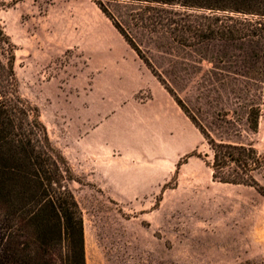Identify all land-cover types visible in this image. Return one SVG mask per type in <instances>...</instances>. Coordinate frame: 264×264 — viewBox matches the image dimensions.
<instances>
[{
  "label": "rangeland",
  "instance_id": "374dc122",
  "mask_svg": "<svg viewBox=\"0 0 264 264\" xmlns=\"http://www.w3.org/2000/svg\"><path fill=\"white\" fill-rule=\"evenodd\" d=\"M95 1L0 0V61L6 64L13 52L18 95L37 110L51 145L68 163L79 139L104 120L106 135L124 133L109 117L119 99L149 97L137 93L142 75L130 55L155 76L113 24L211 138L251 145L264 156V47L197 44L195 32L181 46L174 34L138 24L142 6L111 0L105 14ZM193 26L201 28L198 20ZM115 37L130 55L119 51ZM253 109L259 110L254 130ZM196 152L202 159L181 176L173 170L162 190L136 192L122 202L80 175L99 173L93 161L74 164L79 176L71 168L70 187L82 213L85 264H264V169L253 173L258 187L223 184L212 180L204 139ZM125 162L152 167L156 160Z\"/></svg>",
  "mask_w": 264,
  "mask_h": 264
},
{
  "label": "trees",
  "instance_id": "16d2710c",
  "mask_svg": "<svg viewBox=\"0 0 264 264\" xmlns=\"http://www.w3.org/2000/svg\"><path fill=\"white\" fill-rule=\"evenodd\" d=\"M108 1H95L105 14ZM114 1L142 6L138 24L152 32L174 34L173 41L181 46L186 45L187 35L195 32L197 44L241 43L258 51L264 47V0ZM149 10L157 16L145 17ZM197 20L200 29L193 26ZM113 25L171 95L138 48L118 25ZM258 51H251L254 61ZM9 54L6 64L0 61V264H85L82 213L70 187L74 181L71 167L51 145L37 110L18 95L14 55L12 51ZM174 101L188 117L182 105ZM250 113L254 130L259 110ZM188 118L211 151L207 166L213 181L258 187L253 173L264 169V156L251 145L216 142ZM190 157L202 159L194 150L180 163Z\"/></svg>",
  "mask_w": 264,
  "mask_h": 264
},
{
  "label": "crops",
  "instance_id": "0c3cea01",
  "mask_svg": "<svg viewBox=\"0 0 264 264\" xmlns=\"http://www.w3.org/2000/svg\"><path fill=\"white\" fill-rule=\"evenodd\" d=\"M115 38L121 47L119 51L130 55L118 37ZM130 57L139 65L142 75L137 93L148 92L149 97L145 100L140 97V101L132 103L119 99L109 117H116L124 125V133L106 135L111 131L105 130L107 120H104L79 139L69 158L75 176L79 175L74 164L79 167L82 160L93 161V166L100 168L99 173L80 175L86 177L88 184H96L114 202L131 199L136 192L157 193L169 181L173 170L181 176L190 162L201 160L190 157L180 163L183 157L201 147L203 137L158 80ZM134 157L154 159L156 163L152 167H127L126 158Z\"/></svg>",
  "mask_w": 264,
  "mask_h": 264
}]
</instances>
